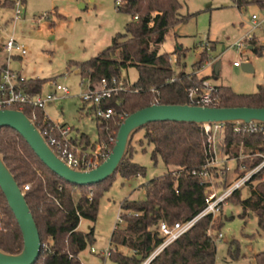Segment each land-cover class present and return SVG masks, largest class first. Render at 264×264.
I'll use <instances>...</instances> for the list:
<instances>
[{"label": "trees", "instance_id": "16d2710c", "mask_svg": "<svg viewBox=\"0 0 264 264\" xmlns=\"http://www.w3.org/2000/svg\"><path fill=\"white\" fill-rule=\"evenodd\" d=\"M121 1V4H117L118 9L132 16L125 31L117 33L112 44L97 57L75 63L78 73L89 80L90 88L99 86L103 79H120L122 72L129 67H136L139 72L138 80L130 84L127 91L103 101L102 106L113 108L115 115L108 121L96 117L97 139L100 141H108L111 135L117 136L123 122L120 116L127 118L155 103L187 104L188 90L207 80L194 72L175 70L174 63H181L182 48L175 50V62L171 54L151 49L152 43L165 42L171 28L190 18V15L181 12V0ZM233 2L240 10L251 4L264 8V0ZM0 3L2 6H12L17 1L3 0ZM3 46L0 39V52L3 51ZM252 49L262 54V49L256 47L255 41ZM115 53L120 54L119 58H116ZM208 59V51L204 50L195 67L201 68ZM43 85L42 79L25 78L18 88L31 94H40ZM213 97L217 107L264 108V85H259L257 92L252 94L236 93L230 86H215ZM91 108L95 113L96 106ZM24 111L30 118L36 115L34 121L45 137L51 133L58 135L57 131H52V122L46 120L42 108L26 106ZM142 129L145 132L140 142L146 141L153 146L151 158L154 164L157 165L162 160L167 171L143 184L146 193L144 199L127 198L121 203L125 210L121 213L123 225H118L111 236V243L117 248L111 255L116 264H144L164 241L159 231L161 222L174 224L192 219L207 205L206 191L210 184L200 175L193 174L194 171L200 172L209 158L207 138L202 125L158 121L140 130ZM223 136L220 148L229 157L255 154L256 151L264 155L263 132H235L234 124H226ZM75 140L86 145L92 142L91 137L85 133H81ZM131 145L112 177L91 186H78L53 172L16 130L10 127L0 129V150L20 187L23 189L25 185H29V189L23 192L36 220L41 241L48 245V248L43 247L36 264H83L79 255L93 239L94 229L86 233L79 230V225L82 218L94 222L97 220L100 199L112 185H107V182L117 174L126 179L146 175V167L133 161ZM262 161L263 156L258 157L248 165L249 169ZM263 175L264 169L248 184L250 193L247 197L242 198L241 190H238L229 200H235L243 207V216L249 211L255 213L260 228L264 230ZM256 180L259 182L254 185ZM94 188L98 190L89 191ZM222 223L214 224L212 214L201 218L149 264H216L217 236L221 232ZM211 225L216 232L214 236L209 234ZM23 247L22 231L0 186V248L17 254ZM123 249H130L133 253L127 254ZM229 252L233 258L240 256L239 251L232 247ZM255 262L264 264V251L255 255Z\"/></svg>", "mask_w": 264, "mask_h": 264}, {"label": "rangeland", "instance_id": "374dc122", "mask_svg": "<svg viewBox=\"0 0 264 264\" xmlns=\"http://www.w3.org/2000/svg\"><path fill=\"white\" fill-rule=\"evenodd\" d=\"M181 2V12L190 15V18L171 28L165 42L152 43L151 49L169 53L174 60L175 50L182 48L181 63H174L176 71L192 73L206 67L201 76L207 77L213 86H230L239 94L257 92L258 86L264 85V28L252 31L256 38V47L262 49V54L250 48L249 44L241 50L234 45L251 30L252 14H261L262 8L251 4L240 10L233 0ZM16 4L2 6L0 3V39L5 44L9 38H16L26 47L27 53L23 56L15 53L8 57V52L3 49L0 52V64H7L23 77L44 80L40 93L43 97L53 92L50 86L53 81L66 86L70 94L49 103L45 107L46 113L52 121L69 125L97 140L96 116L92 105L82 100V95L90 90V82L77 72L75 63L97 57L108 48L114 36L125 31L132 16L120 11L116 0H23L20 5V19L16 20ZM204 44H208L209 49ZM204 50L208 51L210 59L197 69L195 64ZM115 56L119 58L120 54L115 53ZM236 61L241 65L236 67ZM218 62H221V66L217 73ZM209 63L212 65H208ZM243 63L252 64L253 71H245L242 68ZM122 76L133 84L138 80L139 72L136 67H129L122 72ZM144 132V129L135 132L130 144L133 161L146 167V175L128 179L119 174L115 175L107 182V185H112L100 199L97 220L94 222L87 218L81 219L79 230L87 233L94 229L93 239L79 255L83 264H116L111 256L105 257L100 253L114 246L111 243L112 233L117 224L123 225L118 221L119 214L125 212L121 203L127 198L144 199L146 193L143 184L167 171L162 160H159L157 165L154 164L151 158L153 146L148 145L146 141L140 142ZM223 140L224 136H221L217 142L219 157L226 155L220 148ZM260 156L262 155H243L239 166L231 160L228 163L231 170L224 173L220 168L225 166H212L211 175L207 177L211 187L207 188V191L222 192L244 172L240 165L245 164V169L251 170L248 165ZM230 158L233 159L232 156ZM258 182L259 180L254 181V185ZM96 190L98 189L94 188L89 191ZM240 190L242 198H245L250 193V186ZM243 214V207L235 200L228 199L222 204L220 211L213 215L214 224L223 222L220 230L223 238L217 241L216 264H256L255 255L264 251V230L259 226L257 215L251 211L245 216ZM211 230L214 235L216 232L212 225ZM231 247L239 251L238 258L231 256ZM92 248H95L97 253H93ZM123 250L130 255L133 253L130 249Z\"/></svg>", "mask_w": 264, "mask_h": 264}, {"label": "built area", "instance_id": "2783aa9c", "mask_svg": "<svg viewBox=\"0 0 264 264\" xmlns=\"http://www.w3.org/2000/svg\"><path fill=\"white\" fill-rule=\"evenodd\" d=\"M121 0H117V4H121ZM18 7L16 9L15 19H20L21 16V1L18 0ZM137 18V17H136ZM264 28V8L262 9L261 14L254 13L251 17V30L247 32L241 39L235 43V47L238 50L243 49L248 44L252 46L255 37L252 35V31L256 29ZM207 48L208 44H204ZM203 45V46H204ZM204 46V47H205ZM4 50L8 52V57H12L15 53H18V56H23L27 53L26 47H24L16 38H9L4 44ZM209 49V48H208ZM176 61V56L173 60ZM236 66H240L239 61L235 62ZM5 66V67H4ZM25 80L20 73L13 71L7 64H0V109H17L24 111L26 106H33L42 108L45 112V118L48 121L52 122V131H57L58 135L50 134L48 137H45L50 146L54 149L56 154L62 158L67 164L71 167L79 170H91L98 167L103 163L111 154L113 146L115 145L117 136L111 135L108 141L95 140L91 144L86 145L80 140H75L79 136L73 133V127L60 124L52 121L48 114L45 111V107L54 101H57L63 97H66L70 94L69 89L53 81L50 83L53 92L48 96L43 97L41 94H31L30 92L19 89L21 82ZM174 80V79H173ZM130 88V83L125 77L120 79L113 78L112 81L103 79L101 84L95 88H90V90L82 95V100L92 106H96L95 116L103 119L105 121L110 120L114 115L115 111L111 107H103L102 103L105 100L112 98L114 95L119 94L120 92L127 91ZM215 86H213L210 81L204 80L200 86L192 87L188 90L189 104L198 105V106H208V107H217L216 99L213 97V91ZM61 93V94H59ZM25 112V111H24ZM124 121V115L120 116ZM36 119L31 118L33 122ZM226 124H202L204 133L207 138L208 148H209V158L207 164L204 165L200 172L194 171L193 174L200 175L205 182L208 181L207 177L211 175L210 168L212 166H218L219 164L225 167L220 168V171L223 173L226 170H231V167L228 165L229 161H235L239 166V161L242 159L243 155L231 159L229 156L224 155V157L218 156V145L217 142L223 136L224 129ZM235 132H263L264 133V124L253 122L249 124H234ZM44 135V134H43ZM45 136V135H44ZM218 139V140H217ZM257 155H262L259 151H256ZM263 161L257 166L253 167L251 170H246V165H240L242 172L231 184L227 186L222 192H208L206 191V207L194 218L179 221L174 224H169L166 221L160 223L159 231L164 238L162 244L152 253L147 261L144 264H149V262L157 256L165 247L176 241L188 230H190L197 221L201 218L219 212L222 204L225 203L236 191L247 186L250 182L253 181V178L259 174L264 169V155ZM219 175V172L217 173ZM262 180H264V175ZM210 185L208 189H210ZM29 185H25L22 191L28 190ZM119 223H123V218L121 214L118 216ZM118 224L116 225V227ZM209 234H212L211 228L209 229ZM223 238V234L220 232L217 236V241ZM43 247L48 248L47 244L42 243ZM117 251V248L112 246V248L104 249L101 251L103 256H111L114 252ZM93 253H97L95 248H92Z\"/></svg>", "mask_w": 264, "mask_h": 264}, {"label": "water", "instance_id": "95a60500", "mask_svg": "<svg viewBox=\"0 0 264 264\" xmlns=\"http://www.w3.org/2000/svg\"><path fill=\"white\" fill-rule=\"evenodd\" d=\"M221 62L216 64L219 72ZM245 71L252 72L250 63H243ZM158 121L195 124H264V108L252 107H208L192 104H152L140 109L122 122L115 145L109 157L98 167L79 170L60 158L47 142L41 129L22 110L0 109V129L10 127L20 133L39 158L58 176L78 186H91L112 177L128 153L129 144L135 132ZM0 186L16 216L23 234L24 247L20 253H8L0 248V264H36L42 251L40 232L15 175L8 167L0 150Z\"/></svg>", "mask_w": 264, "mask_h": 264}, {"label": "crops", "instance_id": "0c3cea01", "mask_svg": "<svg viewBox=\"0 0 264 264\" xmlns=\"http://www.w3.org/2000/svg\"><path fill=\"white\" fill-rule=\"evenodd\" d=\"M256 39V38H255ZM255 41V40H254ZM250 48H252V46L250 47ZM174 56H176V55H174ZM218 64V63H217ZM208 65H212L211 63H209ZM236 66V65H235ZM236 67H238V66H236ZM206 67H204V70L202 69V70H199V71H194V73H196L197 75H199L200 77H203V78H207V77H204V76H201V74L203 73V72H205V69ZM78 72V71H77ZM193 73V72H192ZM26 78V77H25ZM27 79H30V78H27ZM73 133L75 134V135H77V136H79L81 133H83V132H80L79 130H75L74 128H73ZM92 139V138H91ZM92 141H95V140H93L92 139Z\"/></svg>", "mask_w": 264, "mask_h": 264}]
</instances>
